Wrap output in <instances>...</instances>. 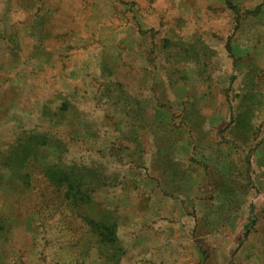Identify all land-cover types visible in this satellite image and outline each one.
<instances>
[{
  "label": "rangeland",
  "instance_id": "1",
  "mask_svg": "<svg viewBox=\"0 0 264 264\" xmlns=\"http://www.w3.org/2000/svg\"><path fill=\"white\" fill-rule=\"evenodd\" d=\"M0 264H264V0H0Z\"/></svg>",
  "mask_w": 264,
  "mask_h": 264
},
{
  "label": "trees",
  "instance_id": "2",
  "mask_svg": "<svg viewBox=\"0 0 264 264\" xmlns=\"http://www.w3.org/2000/svg\"><path fill=\"white\" fill-rule=\"evenodd\" d=\"M28 148H23L22 156L23 163L28 159ZM20 157V156H19ZM19 159V158H18ZM28 162V161H27ZM51 166H48L50 168ZM101 173L96 169V167L87 166V165H77L74 164L71 168H67V197L72 199L73 204L87 203L90 204L94 201V193L98 188H101L102 177ZM30 173L25 174V179H28L25 183L30 184ZM63 177L61 175H55L51 178V181L54 185L59 186L63 182ZM89 223L94 225L95 231L99 232L102 222L95 220L93 218H87ZM250 226H246L248 229ZM100 233V232H99Z\"/></svg>",
  "mask_w": 264,
  "mask_h": 264
}]
</instances>
